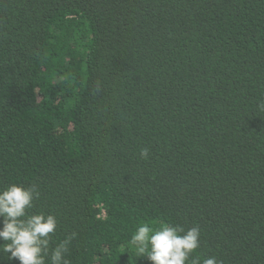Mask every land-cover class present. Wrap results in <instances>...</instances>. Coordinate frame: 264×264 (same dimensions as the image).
<instances>
[{
	"label": "trees",
	"instance_id": "16d2710c",
	"mask_svg": "<svg viewBox=\"0 0 264 264\" xmlns=\"http://www.w3.org/2000/svg\"><path fill=\"white\" fill-rule=\"evenodd\" d=\"M261 101L264 0H0V188L38 187L69 264H153L142 224L264 264Z\"/></svg>",
	"mask_w": 264,
	"mask_h": 264
},
{
	"label": "clouds",
	"instance_id": "9594fccd",
	"mask_svg": "<svg viewBox=\"0 0 264 264\" xmlns=\"http://www.w3.org/2000/svg\"><path fill=\"white\" fill-rule=\"evenodd\" d=\"M258 109L264 111V101L259 102ZM147 159L149 149L142 148L139 153ZM40 196L35 184L25 187L23 184L11 183L0 188V253H10L8 259H18L20 264H69L65 259L68 245L75 233L67 236L51 250V235L55 232L57 219L53 214L30 213L34 201ZM130 243L140 256L147 255L153 264H186L192 253L200 246V229L193 226L185 229L179 225H165L152 228L148 224L138 226ZM192 264H201L193 259ZM202 264H218L215 256L206 257Z\"/></svg>",
	"mask_w": 264,
	"mask_h": 264
}]
</instances>
